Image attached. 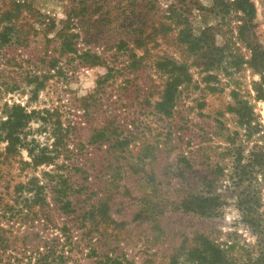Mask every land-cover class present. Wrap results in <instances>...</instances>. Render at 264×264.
<instances>
[{"label":"rangeland","instance_id":"rangeland-1","mask_svg":"<svg viewBox=\"0 0 264 264\" xmlns=\"http://www.w3.org/2000/svg\"><path fill=\"white\" fill-rule=\"evenodd\" d=\"M17 1L15 39L0 51V119L6 104L35 111L25 139L51 163L24 168L26 148L5 158L0 143V264H41L33 248L60 237L67 216L50 187L48 221L8 210L22 206L15 185L57 175L77 210L60 264H264V0H0V31ZM101 130L109 140L94 137ZM99 201L117 224L80 221Z\"/></svg>","mask_w":264,"mask_h":264},{"label":"trees","instance_id":"trees-1","mask_svg":"<svg viewBox=\"0 0 264 264\" xmlns=\"http://www.w3.org/2000/svg\"><path fill=\"white\" fill-rule=\"evenodd\" d=\"M22 7L23 5L20 4V1H17L14 9L12 10L14 13L7 12L3 16V19L7 22V24L4 25L0 31V51H2L5 46L11 44L15 39L13 38V36L15 34L14 32L17 29H15L13 20L15 22L17 19H19V16L21 14L20 11L22 10ZM241 8L246 13V15L249 14L252 16V14L254 13V9L252 8L251 5L246 6L242 4ZM13 17L15 18L13 19ZM40 22L42 23L43 21ZM44 24L47 29L52 28L50 27V22H45ZM57 36L59 38L62 37L64 39V45L68 46L67 50H71V51L75 50V48L71 47L72 43H70V41L67 39L68 34L65 31V27H62L57 32ZM72 37H74L73 34ZM185 42L186 43L189 42L188 37H186ZM18 44H21V41ZM188 44L190 45V43ZM81 58H83V60L87 59L88 60L87 63H89L92 66L97 65L100 62V56L96 53H91L90 51H84L81 55ZM259 58H262V51H259L257 48H254L250 59V65L255 70L259 69L257 65L258 64L257 61ZM172 68L174 70L179 69L178 66H174V65L172 66ZM173 80L174 81L168 85V88L164 93L163 101L159 104V106L161 108L163 107V109L166 107L167 103L171 101L172 92L174 93L176 87L180 84L179 77H174ZM35 89H38V87H36ZM4 108H6V110L8 111L6 113V118L4 120L0 119V143L5 142L6 147L4 152L1 154L4 155L5 158H7L9 156L15 155V153L18 152L20 148L24 147L28 151V156L30 157V161H21L24 168L30 167L31 169L36 170L43 164L49 165L51 163V158L46 153L47 148L44 147L39 148L38 151L34 153L33 149H31L28 145V143L30 142H27L25 139L26 133H24V129L25 127L28 126L29 122L32 120V115H34L35 111L27 112V110L20 104H12L10 107L6 104ZM94 137H96V139H102L106 141L109 140V137L108 135H106V132L104 130L97 131ZM57 176L59 178L55 180L54 177L56 176L52 172L45 171L44 177H50L52 181L54 178L55 180L54 183H50V182L44 183L37 176H32L28 178L26 182L15 185L14 194L16 198H20L22 206L21 208L15 209L14 210L15 213L13 212L14 205L8 207V210L11 212L9 220L10 219L12 220L16 216H18V214H22L23 212H25L24 218L26 220L29 221L31 220L34 222L42 219L48 221L50 219L49 210L51 209L50 207L52 206V202L48 200L50 195L48 197H46L45 195L46 194L45 190L47 187H50L49 189L50 191H48L47 194L52 195L51 199L56 209L66 214L67 219L69 215L76 214L77 210L73 206L72 201L70 199L71 196L70 194L72 193V189H71L72 186L69 187L68 183H66L67 180L64 179L62 176L59 175ZM45 206H46V210L44 208ZM3 217H5V215ZM80 217H81L80 221L83 222V224H85L84 223L85 221L91 222L92 224L95 225L102 223L106 224L108 223V221H110L109 223L117 224L115 223L114 220L110 219V216L106 212V208H104V205L101 201H99L95 205H92V207L89 209H85V210L83 209V212ZM67 219L64 221L63 225L58 229L60 237L59 238L57 237L55 239H50L49 242L50 245L46 243V245L43 246L44 252L40 251L41 249L40 247L36 249L33 248L32 252H38V254L40 255L38 261L40 260L41 264L47 258L48 259L52 258L51 260L56 262L57 264H60L59 262H57V259L58 261L63 263L66 261V259L71 258L69 254L73 250L65 249V245L66 243L68 245H72L75 242L73 241V234L70 233V227H68ZM95 225L93 226L95 227ZM91 228L93 227L91 226ZM0 229L2 228L0 227ZM83 234L86 235L85 233ZM62 239L64 244L60 243V240ZM53 240H57V241H53ZM3 242L4 240L3 238H1L0 246L2 247H0V250H4L5 248L2 245L4 244ZM54 242L60 243L61 248L59 249V251L56 249L57 247H55ZM5 244L7 245L8 243ZM218 251L219 250H217L216 248L211 249V252L214 255L219 254ZM191 256L195 260H198L200 263H203V261L205 260V257L203 256V252L201 251L198 252L197 250H195L194 253L191 254Z\"/></svg>","mask_w":264,"mask_h":264}]
</instances>
